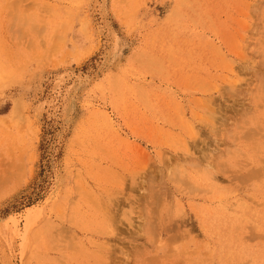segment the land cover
<instances>
[{
    "label": "rangeland",
    "instance_id": "1",
    "mask_svg": "<svg viewBox=\"0 0 264 264\" xmlns=\"http://www.w3.org/2000/svg\"><path fill=\"white\" fill-rule=\"evenodd\" d=\"M0 264H264V0H0Z\"/></svg>",
    "mask_w": 264,
    "mask_h": 264
}]
</instances>
